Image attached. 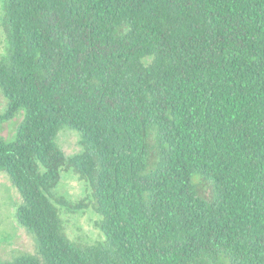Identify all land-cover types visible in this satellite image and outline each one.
Masks as SVG:
<instances>
[{
  "label": "trees",
  "instance_id": "trees-1",
  "mask_svg": "<svg viewBox=\"0 0 264 264\" xmlns=\"http://www.w3.org/2000/svg\"><path fill=\"white\" fill-rule=\"evenodd\" d=\"M0 173L38 255L0 264H264V0H3ZM21 115L11 138L4 124ZM63 130L81 151L58 145ZM91 188L103 241L53 201Z\"/></svg>",
  "mask_w": 264,
  "mask_h": 264
},
{
  "label": "rangeland",
  "instance_id": "rangeland-1",
  "mask_svg": "<svg viewBox=\"0 0 264 264\" xmlns=\"http://www.w3.org/2000/svg\"><path fill=\"white\" fill-rule=\"evenodd\" d=\"M3 0H0V56L7 54L8 41L4 27ZM7 101L0 91V113H4ZM21 115L12 122L6 123L2 129L4 138H11L15 133ZM58 145L66 155H76L81 151L80 136L73 131L63 130L58 136ZM62 200L75 206L82 201L86 209L67 213L60 207L66 235L80 246L94 245L103 241V236L98 228L101 217L94 209V200L91 188H87L74 172L63 173V181L53 197V201ZM23 200L14 186L10 176L0 173V260L12 262L24 255H38L37 242L34 235L20 226L16 219V213Z\"/></svg>",
  "mask_w": 264,
  "mask_h": 264
}]
</instances>
